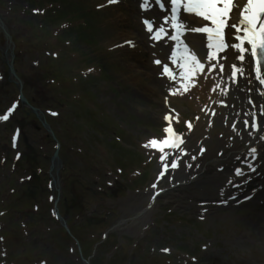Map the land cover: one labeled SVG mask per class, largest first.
Masks as SVG:
<instances>
[{"label": "rangeland", "instance_id": "obj_1", "mask_svg": "<svg viewBox=\"0 0 264 264\" xmlns=\"http://www.w3.org/2000/svg\"><path fill=\"white\" fill-rule=\"evenodd\" d=\"M135 2L0 0V24L14 43L21 92L56 138L27 108L13 109L19 90L3 59L0 29V115L9 117L0 120V264H83L76 241L54 217L53 198L67 224L77 225L75 234L91 264H264L256 248L228 243L247 215L264 206V193L256 203L257 189L207 220L164 208L162 191L182 184L172 182V172L157 184L163 189L142 200L159 165L173 158L162 162L161 152L145 145L162 140L169 124L186 136L187 125L195 124L207 102L210 74L202 70L189 78L185 66L174 77H154L164 62L153 63L158 44L147 48L135 38L146 31L142 21L148 18L138 17L136 28L129 24L135 18L131 7L140 10ZM183 23L185 44L213 43L197 31L202 22ZM231 25L226 42L236 35ZM146 37L152 39L150 32ZM179 73L185 77L177 79ZM148 85L157 86L156 94ZM57 141L58 173L56 167L50 171ZM196 152L203 155L205 148L198 144ZM209 245L213 253L206 251Z\"/></svg>", "mask_w": 264, "mask_h": 264}, {"label": "bare ground", "instance_id": "obj_2", "mask_svg": "<svg viewBox=\"0 0 264 264\" xmlns=\"http://www.w3.org/2000/svg\"><path fill=\"white\" fill-rule=\"evenodd\" d=\"M133 1L136 0H129V3ZM245 1L234 0L237 7L230 12L227 19L228 23L236 24L238 22L239 11ZM131 9L135 18H129L128 22L136 28L140 26L138 17L143 16L142 18H145L146 14L140 10L135 11L134 7H131ZM186 16L192 24L194 21L199 22L201 20V18L194 15ZM137 30L141 32L140 28H137ZM142 34V36L138 35L135 38L143 44L146 43V47L150 48L151 44L146 37V31L142 30ZM235 34L237 33L235 32ZM239 34L242 35V32ZM201 37L203 38L202 35ZM224 40H226V37ZM169 42L165 41L152 49L153 61H163L170 58V55L173 56L172 44ZM233 42H235L234 39L226 43L231 44ZM189 47L190 58L186 63L187 70L191 67V56L194 55L196 60L203 65V73L210 74L209 95L197 121L183 137L185 142L181 145V148L186 150L188 155L180 159L178 168L167 171L172 172L169 175L173 179L172 182L177 181L182 182V184L163 190L162 194L166 199L164 205L166 210L173 209V211L181 212V214L200 215L203 220H207L224 211L234 209L236 205L233 204L241 200V197L238 198V196H244V193L249 190L257 189L256 203H262L261 197L264 193V140H260L259 137L264 135V114L260 112V109L264 108V96L258 94L257 89L260 86L254 79V60L249 53L245 54L246 62L242 65L245 68V75L238 76L237 81L233 83L230 79L231 66L233 64L241 66L242 64L237 59L239 53L236 50L231 47L222 50L216 49L214 46L210 47L209 44L200 43L197 40ZM244 47L247 49L250 46L245 44ZM209 52L213 53L214 58L211 60L208 58ZM220 65L224 66L223 72L220 70ZM148 76L149 74L146 75V77ZM157 76L159 75L154 73V77ZM184 77L185 75L181 74L178 79ZM174 84L176 83H168L170 87ZM161 86L162 84L159 85V87ZM225 87H227L226 95L222 94V89ZM147 89L149 91L153 90L155 94V89L158 90L157 86L151 85H148ZM249 99L253 101L252 104H249ZM221 101L223 106L220 103ZM173 111L175 110L173 109ZM253 111L257 112V121L261 127L252 135H249V132L252 131V117L246 116L245 113ZM245 119L249 120L247 128L243 123ZM233 123L236 124L235 131L232 127ZM198 144L205 148L203 155L196 152ZM253 147L257 149L255 159L250 156V149ZM168 152H172V155L168 157L179 155L178 151L173 152L171 149H168L166 153ZM192 156H195L196 159L193 160ZM189 164L191 167H187ZM237 169L241 170L240 175H237ZM199 170L202 171L197 175L196 173ZM246 179L249 180L245 181ZM153 184L149 185L146 195L142 196V200L155 190L163 189L164 184H156V188L152 187ZM249 186L251 188L247 190ZM233 196H235L234 199H232ZM261 220H264V206L259 214L249 213L247 215L245 224L238 226L236 234L228 243L239 241L243 246L250 249L252 247L256 248L264 257V224L260 223ZM205 249L209 253L214 252L212 250L214 248L210 245Z\"/></svg>", "mask_w": 264, "mask_h": 264}, {"label": "snow or ice", "instance_id": "obj_3", "mask_svg": "<svg viewBox=\"0 0 264 264\" xmlns=\"http://www.w3.org/2000/svg\"><path fill=\"white\" fill-rule=\"evenodd\" d=\"M117 0H109V3H115ZM150 0H142L140 7L143 10H147ZM182 0H170L171 5V13L173 21L176 20L178 6L181 4ZM155 3L159 5L161 8L164 7L162 0H155ZM184 4V11L185 12H195L197 15L202 16L206 21H211L214 28L203 27L197 29V31L207 33L208 40L212 41L215 40V48L216 49H225L227 47H231L236 50L239 55L237 59L242 62L241 66L233 64L231 66V76L230 79L233 83L237 81L238 76L245 75V68L242 66L243 63L246 62V53H249L253 60L255 61V67L253 71L255 73L254 79L258 82L257 91L259 95L264 96V73L261 72V65L264 64V0H246V3H243L241 10L239 11V19L236 24L231 25L235 29L237 33L234 36V41L231 44H227L222 36V30L226 27V20L229 18V14L233 8L237 7L234 3V0H183ZM218 5H222L219 7ZM145 26L148 32H152L153 29L150 26L148 21H145ZM164 28L161 27L159 32H163ZM159 32L156 35L152 36V39H157L159 36ZM243 33L240 35L239 33ZM173 40L176 39V36L172 37ZM131 43V42H127ZM245 43L249 45V48H245ZM211 47V45H210ZM175 55V52L173 53ZM208 58L211 60L213 59V53L209 52ZM156 64H160L159 60L155 61ZM186 65H181V67H185ZM167 71V68L164 69ZM203 70V65L200 64L196 57L193 55L191 56V67L188 68V74L190 78L191 73H195L198 71ZM211 70V69H210ZM221 72L224 71V66L220 65ZM251 82V81H250ZM187 85H185V88ZM219 87V85H217ZM222 94H227V87L222 89ZM249 104H252L253 101L249 99ZM223 106V102H220ZM15 105H13V108ZM13 109H9L8 112L11 113ZM261 114H264V108L260 109ZM214 114V113H213ZM246 116H251V129L252 131L249 132V135H252L253 132L259 130L261 125L258 124L257 121V112H249L245 113ZM9 117L8 115H0V120H7ZM164 120L167 122L170 120L169 115H165ZM244 126L247 128L249 126V120H244ZM191 130V124L187 125ZM233 130H236V124L233 123L232 125ZM165 133V137L162 140L152 139L145 145V147L151 146L152 148L157 149L161 152L160 160L167 161L169 155H172V152L165 153L164 149L168 148L173 150V152L178 151L179 155H175L172 160L170 167L172 169H176L179 166V161L183 156L188 155L187 151L181 148V145L184 144L183 138L174 132V130L166 126L163 129ZM260 140H264V135L259 137ZM15 140V137H14ZM204 149H201V154L203 153ZM257 149L255 147L250 149V156L252 159H255V154ZM192 159L195 160L196 157L192 156ZM169 165L167 163L164 164V169L161 171V176L164 172L168 169ZM187 167H191V165H187ZM251 167V165H249ZM237 175L241 174V170H236ZM159 179V177H158ZM153 188H156V184L152 185ZM167 251V250H165Z\"/></svg>", "mask_w": 264, "mask_h": 264}, {"label": "water", "instance_id": "obj_4", "mask_svg": "<svg viewBox=\"0 0 264 264\" xmlns=\"http://www.w3.org/2000/svg\"><path fill=\"white\" fill-rule=\"evenodd\" d=\"M0 28H1L2 33L4 35L5 47L9 48V53L6 51V49L4 50L6 62L8 65V72H9V74H11L14 77V79H15L14 83L18 86L19 89H21L22 83H21L20 79L18 77H16L14 70H13V67H12V60L14 57V54H13L14 43H13L11 36L9 35L8 31L5 29V26L3 25V23L0 24ZM8 57H10V60H8ZM21 101L23 104H26V100L22 96H21ZM30 110L41 121L42 126L46 129L47 132H49V135H51L52 138L55 140L54 134L52 133L49 125L45 122V119H44L42 113L40 112V110L38 108H34V107H30ZM58 150H59V145L56 147V149H55V151L51 157V166H50V171H52L54 169V167H56V170H55L56 173H58L57 171H58V166H59ZM52 183L55 185L57 183V181L55 179H53ZM57 199L58 198H56L55 201H57ZM60 221H61L63 227L66 228L62 219H60Z\"/></svg>", "mask_w": 264, "mask_h": 264}, {"label": "trees", "instance_id": "obj_5", "mask_svg": "<svg viewBox=\"0 0 264 264\" xmlns=\"http://www.w3.org/2000/svg\"><path fill=\"white\" fill-rule=\"evenodd\" d=\"M59 208L61 209L60 213H61V212L63 213L64 209H62V207H61V203L59 204ZM62 213H61V214H62ZM66 215H67V216H66L67 219L69 220L70 217H69L68 211H67V214H66ZM81 222H82V221H81ZM81 222H80V224H83V223H84V222H82V223H81ZM70 224H71V223H70ZM80 224H79L78 226H80ZM76 228H77V225H75V224H73V225L71 224V225H70V231H71V233H72V234L78 239V237H77L76 234H75V233H76V230H75ZM78 240H79V239H78Z\"/></svg>", "mask_w": 264, "mask_h": 264}]
</instances>
